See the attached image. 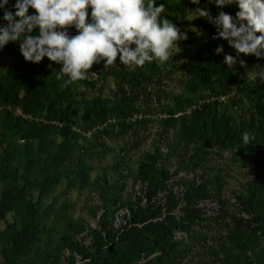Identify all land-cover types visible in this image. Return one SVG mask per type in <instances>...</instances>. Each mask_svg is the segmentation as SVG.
<instances>
[{
  "label": "rangeland",
  "instance_id": "obj_1",
  "mask_svg": "<svg viewBox=\"0 0 264 264\" xmlns=\"http://www.w3.org/2000/svg\"><path fill=\"white\" fill-rule=\"evenodd\" d=\"M155 2L187 34L164 63L133 70L119 58L107 67L102 61L89 70L95 77L62 87L61 65L47 57L26 62L20 41L0 49V85L8 68L21 75L10 102L0 91V264H79L83 249L108 242L126 251L127 264H264V81L248 79L224 102L211 98L225 81L264 68V58L240 54L229 68L224 57L236 50L222 40V68L204 79L208 32L190 10L214 0ZM15 3L6 6L13 13ZM238 10L233 5L232 15ZM3 15L0 9V26ZM68 33L78 34L74 26ZM48 113L74 130L64 134ZM183 130L205 134L185 137ZM245 132L255 137L248 145ZM199 189L207 195L191 196L200 212L192 220L188 193ZM145 209L182 220L171 237L180 252L114 241Z\"/></svg>",
  "mask_w": 264,
  "mask_h": 264
},
{
  "label": "clouds",
  "instance_id": "obj_2",
  "mask_svg": "<svg viewBox=\"0 0 264 264\" xmlns=\"http://www.w3.org/2000/svg\"><path fill=\"white\" fill-rule=\"evenodd\" d=\"M214 2L217 7L234 5L239 10L235 16L220 11L214 20L201 7L190 11L196 14L195 19L211 20L219 38L236 50V57L225 55L224 64L234 69L240 54L264 58V0ZM8 3H0L7 22L0 26V49L20 41L26 62L39 64L47 57L61 65L56 79L63 81L62 87L95 77L97 74L89 70L102 61L107 67L119 58L133 70L145 62H167L173 58L172 49L179 48L178 42L187 39L185 32L162 15L165 5L156 6L155 0H16L15 13L7 9ZM191 3L198 5L200 0ZM29 8L35 14L29 15ZM73 26L78 34L70 36L68 29ZM34 30L39 34L34 35ZM222 52L223 47H217L216 53ZM239 63L244 66L243 60ZM257 77L264 81V68L248 73L249 80ZM253 139L254 135L243 134L244 145Z\"/></svg>",
  "mask_w": 264,
  "mask_h": 264
},
{
  "label": "trees",
  "instance_id": "obj_3",
  "mask_svg": "<svg viewBox=\"0 0 264 264\" xmlns=\"http://www.w3.org/2000/svg\"><path fill=\"white\" fill-rule=\"evenodd\" d=\"M156 3V2H155ZM156 6H159L156 3ZM205 10L209 11L212 20L219 14L220 11H224L230 15L233 13V5L226 6V7H217L215 3L211 6L205 8ZM202 24L208 32L207 41L204 43V50L205 55L202 60V67L200 68L199 72H201V76L206 79L210 76V71L214 69V67H218L221 70L217 62L218 54L216 53V49L221 43L223 38H219L218 30L215 24L209 20L208 18L202 19ZM216 37V38H214ZM8 73L10 77L6 81L0 85V91L3 93V100L4 102H10L11 98L7 95L9 90L21 81V75L17 71L16 68H8ZM234 84V80L231 79L229 81H225L224 85L219 87V92L227 91L230 86ZM239 88L238 90H240ZM92 108L95 107L94 103L91 105ZM264 106V105H262ZM88 110V109H87ZM86 110V111H87ZM194 111H192V115ZM88 111L86 112V116H88ZM51 114H47V120L52 118ZM104 117V116H103ZM33 126L31 125L30 128ZM64 134L69 133L70 131L67 128H59ZM202 134H205V131H201ZM71 133V132H70ZM182 136L185 137H192L196 135V138L202 136L199 133H190L188 130L181 131ZM207 193L203 189H199L195 191V195L192 193H188L189 199L186 202L188 206H191L190 199L191 196H196L198 198L206 196ZM192 207V206H191ZM193 208V207H192ZM194 209V208H193ZM170 209H168L169 211ZM200 212L197 209H194V213L191 216L192 220L194 218H199ZM138 223V225H135ZM182 225V220L178 221L175 216L171 214H166L163 217H160V213L157 210H152L148 213V209L140 212L138 214V218L135 221L125 222L124 225L120 227V232L115 235L114 241L116 243H123V242H137L143 241L144 243H148L151 247V250L158 249L161 254L169 252H174L177 246V243L171 239L173 229L177 228L178 226ZM108 231L104 230V238L107 240L109 235ZM16 239H14V244ZM143 243V244H144ZM106 247L102 248L99 245L94 248L90 246L86 249H83L82 258L86 259L82 263L79 264H127L126 263V251L118 246H115L113 242L106 243ZM25 246V244L23 245ZM167 249V250H166ZM140 252V251H139ZM138 252V253H139ZM148 253V251L146 250ZM180 252V251H178Z\"/></svg>",
  "mask_w": 264,
  "mask_h": 264
},
{
  "label": "built area",
  "instance_id": "obj_4",
  "mask_svg": "<svg viewBox=\"0 0 264 264\" xmlns=\"http://www.w3.org/2000/svg\"><path fill=\"white\" fill-rule=\"evenodd\" d=\"M255 63L258 65L260 63V61L256 60ZM263 65H264V63H263ZM246 77L247 76H245L243 79L237 78L235 80L234 84L232 86H230V88L227 91L218 92L215 95H213V97H211V98L219 103V102H224V101H226L229 98L235 97L237 90L239 88H241L243 86V83L249 79V78H246ZM12 111H13L14 114H16V115H18V116H20L22 118L27 117V115L22 113L20 111V109L17 108V107L13 108ZM47 121L50 122L51 124L56 125L58 128H68V129L74 130L73 126L69 125L68 127H66L64 125V123H62V122L51 120V119L47 120Z\"/></svg>",
  "mask_w": 264,
  "mask_h": 264
}]
</instances>
